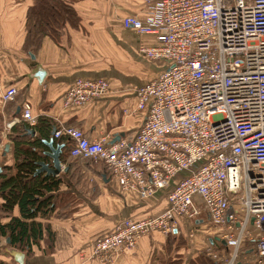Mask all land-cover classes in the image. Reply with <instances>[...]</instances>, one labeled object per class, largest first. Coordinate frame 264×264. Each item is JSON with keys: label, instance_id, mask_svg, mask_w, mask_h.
Instances as JSON below:
<instances>
[{"label": "built area", "instance_id": "built-area-1", "mask_svg": "<svg viewBox=\"0 0 264 264\" xmlns=\"http://www.w3.org/2000/svg\"><path fill=\"white\" fill-rule=\"evenodd\" d=\"M143 1L144 18L128 15L121 25L151 38L139 53L167 68L135 90L131 114L144 116L134 138L91 140L62 123L54 138L69 141L71 157L101 164L120 193L165 208L122 220L78 257L111 264L141 239L173 237L180 219L204 214L230 247L225 259L213 254L216 264H241L246 241L255 244L253 264H264V0ZM108 93L104 79H77L62 107ZM17 94L5 89L1 105ZM19 120L37 123L27 103Z\"/></svg>", "mask_w": 264, "mask_h": 264}, {"label": "crops", "instance_id": "crops-1", "mask_svg": "<svg viewBox=\"0 0 264 264\" xmlns=\"http://www.w3.org/2000/svg\"><path fill=\"white\" fill-rule=\"evenodd\" d=\"M32 4L33 0H0V95L8 87L18 92L15 101L6 104L7 107L0 104V118L4 122L0 133L2 158H6L1 152L5 139L18 123L25 103L37 121L45 116L57 124H68L81 129L91 140L106 137L111 143L132 141L144 116L131 114L135 90L167 68L166 63L148 60L139 53L140 47L152 44L151 38L121 25L122 18L128 15L144 18V1L76 0L73 4L79 16L76 28H63L57 43L44 38L30 55L22 44L26 9ZM38 70L45 73L41 83L35 76ZM77 79H104L109 83V93L81 108L64 109V95ZM81 166L61 163V173L56 176L62 179V184L53 194L54 213L63 215L46 221L55 234L53 252L47 253V245L42 242L40 250L34 248L30 257L24 254L23 264L26 261L28 264H101L81 260L78 254L87 252L96 238L111 232L122 220L159 213L160 208L153 200L140 201L134 195L120 193L114 183L109 184L101 165L89 172ZM14 215H18L17 210ZM188 223L192 222L180 219L173 237ZM166 239L167 236L159 233L143 238L134 252L114 257L111 264H141L144 257L148 264H154L153 254L156 249L162 251ZM3 248L9 249L0 242V260L17 264L4 255Z\"/></svg>", "mask_w": 264, "mask_h": 264}, {"label": "trees", "instance_id": "trees-1", "mask_svg": "<svg viewBox=\"0 0 264 264\" xmlns=\"http://www.w3.org/2000/svg\"><path fill=\"white\" fill-rule=\"evenodd\" d=\"M75 1L33 0V4L26 9L23 50L32 55L39 48L44 38H49L57 43L63 28L66 26L76 28L79 16L73 7ZM63 125L72 127L65 123ZM26 127L34 130V137L25 134ZM57 127L58 124L55 121L45 116L39 117L33 127H29L26 122L19 120L10 129L5 139L4 148L6 146L9 148L11 163L0 167V242H4L9 248L8 250L21 252L27 257L32 255L34 248L40 250L42 242L47 245V253L53 252L55 234L46 221L53 216L58 218L63 215L59 212L54 213L56 201L53 195L59 190L62 179L46 176L45 173L36 174L39 168L38 162H44L51 166V160L42 155V152L47 150L44 141L48 142L52 139L55 146H63L59 159L62 164L67 162L80 163L89 169L101 165L88 159L71 157L69 141L64 137L58 140L52 137V132ZM4 148L1 150L2 153H4ZM154 204L159 206V212L165 208L164 200L154 201ZM15 210H17V216L14 215ZM149 215L141 214L129 218L139 219ZM201 217L203 219L192 222L193 225L196 226V224L204 223V220H207L204 214ZM180 237L183 238L181 234L176 237H167L161 251L165 257L161 264H214L209 256H202L201 254H195L186 262V256L183 252L186 247ZM211 240L209 243L214 247L215 254L222 259L227 258L230 247H226L220 241ZM7 241L9 242L7 243ZM245 243L242 244L241 250ZM210 256L212 258L213 254ZM0 264L6 263L0 260Z\"/></svg>", "mask_w": 264, "mask_h": 264}, {"label": "rangeland", "instance_id": "rangeland-1", "mask_svg": "<svg viewBox=\"0 0 264 264\" xmlns=\"http://www.w3.org/2000/svg\"><path fill=\"white\" fill-rule=\"evenodd\" d=\"M5 107H7V106H5ZM0 120H1V128H0L1 129L0 133H1V132H3V123L4 122L2 119H0ZM0 141H1V139H0ZM0 145H1V142H0ZM6 154H5L6 158H4V159L2 158V156L0 154V167H1V165L11 163L10 158L7 157L8 154L7 155ZM109 184L113 185V183H111V182H109ZM201 219H203V218L201 217ZM183 227L184 228H182V229L179 228L180 229L179 234H181L183 236V238L182 237H180V238H182L183 242L185 243L186 249L183 252H184V256H186V262L189 259H191L192 257H194L195 254L196 255L201 254L202 256H207V257L209 256L210 259L213 261V263L216 264L214 262L215 260L212 259L210 256L211 254H215L216 252H214V247H212L210 245L209 241L211 239L216 240V238H219L221 236V234H219L218 230L215 227H213L211 224H209V222L207 220H204L203 225L199 226V227H196L195 225H193V223H188L187 226H183ZM142 247L144 249H146L145 246H142ZM254 249H255L254 242L246 241L245 246L241 250L242 251V256L240 259L241 264H253L254 263V261H255ZM4 251L6 252L4 255L8 256L12 261H14V259L7 252V248H5ZM179 251H181V250H179ZM153 258H155V262L153 261L154 264H159L161 261H163L165 259V257L163 256V253L161 251H159V249L155 250V252L153 254ZM26 263H27V261H26ZM141 264H148V260L146 257L143 258V261L141 262Z\"/></svg>", "mask_w": 264, "mask_h": 264}, {"label": "water", "instance_id": "water-1", "mask_svg": "<svg viewBox=\"0 0 264 264\" xmlns=\"http://www.w3.org/2000/svg\"><path fill=\"white\" fill-rule=\"evenodd\" d=\"M44 72L42 70H38L35 73V76H37L39 83L42 82V79L44 77ZM55 131L52 132V135L54 134ZM25 134L26 135H31V137L35 136L34 130L30 128H25ZM117 140L113 141L116 142ZM112 142V143H113ZM44 144L46 145L47 150L42 152V155L48 157L51 160V166L45 164L44 162H38V169L36 171V174L39 173H45L46 176H53L56 177L61 173V162H60V155L62 153L63 146H55L53 143V140L51 139L50 141L46 142L44 141ZM9 148L8 146L5 147L4 153L6 154L8 152ZM217 241H221L218 238H216ZM9 241H7L8 243ZM212 243V240L210 241ZM222 244L226 245L225 242L221 241ZM9 255L14 259L15 263L17 264H23L24 262V254L21 252H17L14 250H7Z\"/></svg>", "mask_w": 264, "mask_h": 264}, {"label": "bare ground", "instance_id": "bare-ground-1", "mask_svg": "<svg viewBox=\"0 0 264 264\" xmlns=\"http://www.w3.org/2000/svg\"><path fill=\"white\" fill-rule=\"evenodd\" d=\"M52 137L54 138V134L52 135ZM55 139V138H54ZM58 140V139H57ZM105 171V170H104ZM106 172V171H105ZM107 174V173H106Z\"/></svg>", "mask_w": 264, "mask_h": 264}]
</instances>
